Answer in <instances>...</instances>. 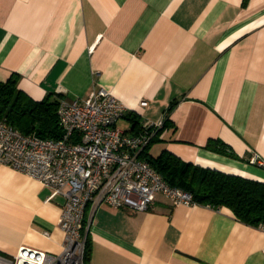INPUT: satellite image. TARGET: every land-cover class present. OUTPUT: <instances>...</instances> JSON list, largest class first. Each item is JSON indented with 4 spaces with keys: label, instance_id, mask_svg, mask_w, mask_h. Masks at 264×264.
<instances>
[{
    "label": "crops",
    "instance_id": "obj_1",
    "mask_svg": "<svg viewBox=\"0 0 264 264\" xmlns=\"http://www.w3.org/2000/svg\"><path fill=\"white\" fill-rule=\"evenodd\" d=\"M11 74L34 100L102 87L127 107L117 126L129 132L172 106L145 157L165 150L264 181L248 162L264 158V0H0V80ZM210 139L232 155L207 149ZM50 193L0 163L1 254L61 251L64 199ZM88 219L87 263L264 264V223L224 205L158 194L144 211L89 205Z\"/></svg>",
    "mask_w": 264,
    "mask_h": 264
},
{
    "label": "built area",
    "instance_id": "obj_2",
    "mask_svg": "<svg viewBox=\"0 0 264 264\" xmlns=\"http://www.w3.org/2000/svg\"><path fill=\"white\" fill-rule=\"evenodd\" d=\"M126 111L110 91L93 87L82 99L58 97L61 138L23 133L0 118V163L48 186L51 193L46 200L54 195L64 199L58 221L63 231L61 251L20 246L12 255L0 253V264H94L85 260L89 205L144 211L158 194L175 204H196L189 191L170 185L141 156L164 116L129 132L117 126ZM248 162L264 167V158L254 151ZM42 233L49 237L47 230Z\"/></svg>",
    "mask_w": 264,
    "mask_h": 264
},
{
    "label": "trees",
    "instance_id": "obj_3",
    "mask_svg": "<svg viewBox=\"0 0 264 264\" xmlns=\"http://www.w3.org/2000/svg\"><path fill=\"white\" fill-rule=\"evenodd\" d=\"M57 103L58 97L46 96L40 100L31 98L18 88L16 74L0 80V118L4 117L23 133L61 138L62 130L56 116ZM171 107L165 111L162 127ZM133 122L134 129L138 121ZM161 128L157 129L156 133ZM205 147L223 155H232L222 142L215 139L208 140ZM143 152L144 150L141 156L170 185L189 191L196 203L213 207L224 205L230 208L239 220L256 225L264 223V181L181 162L165 150L156 156L148 157H145Z\"/></svg>",
    "mask_w": 264,
    "mask_h": 264
},
{
    "label": "rangeland",
    "instance_id": "obj_4",
    "mask_svg": "<svg viewBox=\"0 0 264 264\" xmlns=\"http://www.w3.org/2000/svg\"><path fill=\"white\" fill-rule=\"evenodd\" d=\"M122 122L123 121H121V120L117 121V125L121 126Z\"/></svg>",
    "mask_w": 264,
    "mask_h": 264
}]
</instances>
